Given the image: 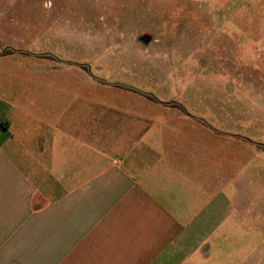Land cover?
I'll return each instance as SVG.
<instances>
[{"label": "crops", "instance_id": "0c3cea01", "mask_svg": "<svg viewBox=\"0 0 264 264\" xmlns=\"http://www.w3.org/2000/svg\"><path fill=\"white\" fill-rule=\"evenodd\" d=\"M176 1L250 85L264 0ZM154 97L131 99L143 112L40 110L0 84V264H264L242 175L254 143Z\"/></svg>", "mask_w": 264, "mask_h": 264}, {"label": "rangeland", "instance_id": "374dc122", "mask_svg": "<svg viewBox=\"0 0 264 264\" xmlns=\"http://www.w3.org/2000/svg\"><path fill=\"white\" fill-rule=\"evenodd\" d=\"M184 8L176 0H0V84L11 98L37 97L40 110L143 112L154 107L131 99L152 95L241 129L254 143L242 175L264 253V70L249 71L247 85L241 55L230 54L229 70L223 46L208 45L206 18Z\"/></svg>", "mask_w": 264, "mask_h": 264}, {"label": "trees", "instance_id": "16d2710c", "mask_svg": "<svg viewBox=\"0 0 264 264\" xmlns=\"http://www.w3.org/2000/svg\"><path fill=\"white\" fill-rule=\"evenodd\" d=\"M147 96H149L150 98H152V99H154L155 100V97L154 96H152V95H147ZM172 106H175V107H177V108H179V109H181V110H186L181 104H178V103H172ZM248 141L250 142V143H253V141H251V140H249L248 139ZM257 146H261L260 144H256ZM262 147V146H261ZM262 148H264V147H262Z\"/></svg>", "mask_w": 264, "mask_h": 264}]
</instances>
